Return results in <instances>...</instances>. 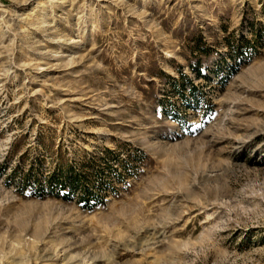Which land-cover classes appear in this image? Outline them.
Wrapping results in <instances>:
<instances>
[{
	"label": "rangeland",
	"instance_id": "1",
	"mask_svg": "<svg viewBox=\"0 0 264 264\" xmlns=\"http://www.w3.org/2000/svg\"><path fill=\"white\" fill-rule=\"evenodd\" d=\"M0 264H264V0H0Z\"/></svg>",
	"mask_w": 264,
	"mask_h": 264
}]
</instances>
